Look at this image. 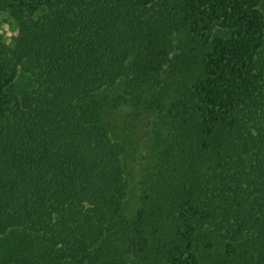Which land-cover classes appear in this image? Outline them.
Segmentation results:
<instances>
[{
	"label": "trees",
	"instance_id": "obj_1",
	"mask_svg": "<svg viewBox=\"0 0 264 264\" xmlns=\"http://www.w3.org/2000/svg\"><path fill=\"white\" fill-rule=\"evenodd\" d=\"M0 12V264H264V0Z\"/></svg>",
	"mask_w": 264,
	"mask_h": 264
},
{
	"label": "rangeland",
	"instance_id": "obj_2",
	"mask_svg": "<svg viewBox=\"0 0 264 264\" xmlns=\"http://www.w3.org/2000/svg\"><path fill=\"white\" fill-rule=\"evenodd\" d=\"M18 28L16 22L6 12H0V34L3 39L11 44L13 39L17 36ZM120 109L126 112L127 107L122 106ZM118 123V122H116ZM116 129V128H115Z\"/></svg>",
	"mask_w": 264,
	"mask_h": 264
}]
</instances>
